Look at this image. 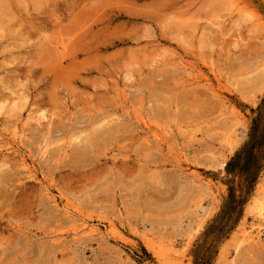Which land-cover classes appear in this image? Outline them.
<instances>
[{
  "label": "rangeland",
  "instance_id": "obj_1",
  "mask_svg": "<svg viewBox=\"0 0 264 264\" xmlns=\"http://www.w3.org/2000/svg\"><path fill=\"white\" fill-rule=\"evenodd\" d=\"M263 99L264 0H0V264H264Z\"/></svg>",
  "mask_w": 264,
  "mask_h": 264
},
{
  "label": "bare ground",
  "instance_id": "obj_2",
  "mask_svg": "<svg viewBox=\"0 0 264 264\" xmlns=\"http://www.w3.org/2000/svg\"><path fill=\"white\" fill-rule=\"evenodd\" d=\"M260 211H259V217L261 219H263L264 221V202H261L260 203ZM258 208V207H257ZM258 211V210H256ZM263 223V222H262ZM242 234L245 238V241L246 240H254L255 238H259L260 237V234H261V231H258L256 228H254V226H250L249 228H242ZM254 241H257V240H254ZM173 245V244H172ZM162 246V245H161ZM167 246V245H166ZM169 246V245H168ZM175 246V245H174ZM174 249V248H173ZM164 250V248H163ZM169 250V249H168Z\"/></svg>",
  "mask_w": 264,
  "mask_h": 264
},
{
  "label": "trees",
  "instance_id": "obj_3",
  "mask_svg": "<svg viewBox=\"0 0 264 264\" xmlns=\"http://www.w3.org/2000/svg\"><path fill=\"white\" fill-rule=\"evenodd\" d=\"M264 114V99L262 100V106L260 107V115Z\"/></svg>",
  "mask_w": 264,
  "mask_h": 264
}]
</instances>
